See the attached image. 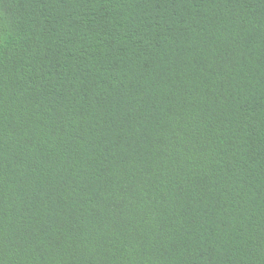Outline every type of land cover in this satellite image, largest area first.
Returning <instances> with one entry per match:
<instances>
[{
	"label": "trees",
	"instance_id": "16d2710c",
	"mask_svg": "<svg viewBox=\"0 0 264 264\" xmlns=\"http://www.w3.org/2000/svg\"><path fill=\"white\" fill-rule=\"evenodd\" d=\"M0 264H264V0H0Z\"/></svg>",
	"mask_w": 264,
	"mask_h": 264
}]
</instances>
